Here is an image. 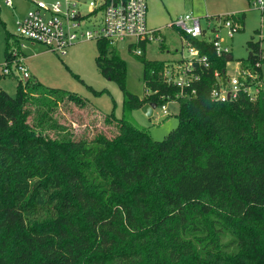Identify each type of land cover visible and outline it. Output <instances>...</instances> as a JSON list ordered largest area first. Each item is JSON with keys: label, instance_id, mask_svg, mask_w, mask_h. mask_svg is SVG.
<instances>
[{"label": "trees", "instance_id": "1", "mask_svg": "<svg viewBox=\"0 0 264 264\" xmlns=\"http://www.w3.org/2000/svg\"><path fill=\"white\" fill-rule=\"evenodd\" d=\"M234 21L242 29L244 14ZM189 38L208 65L191 60L193 77L181 87L167 81L166 61L142 52L144 97L126 90L116 45L98 40L97 67L123 89L124 115H102L115 121L111 136L52 143L56 159L47 142L26 144L22 118L36 95L66 90L15 74V95L0 85V264H264L261 41L250 40L240 60L257 74L247 80L260 88L257 99L240 92L220 100L211 92L228 83L232 51L217 54L212 42ZM13 39L8 59L23 41ZM151 101L180 103L177 127L160 140L127 116Z\"/></svg>", "mask_w": 264, "mask_h": 264}, {"label": "rangeland", "instance_id": "2", "mask_svg": "<svg viewBox=\"0 0 264 264\" xmlns=\"http://www.w3.org/2000/svg\"><path fill=\"white\" fill-rule=\"evenodd\" d=\"M34 1L36 0H13V5L8 6L5 0H0V72L7 58L6 49L15 42L13 34L17 35V23L25 19ZM44 1L50 5L58 0ZM59 1L64 5L65 0ZM78 2L77 7L81 10L87 8V0ZM261 6L260 0H147V23L150 28H156L157 37L147 39L144 46L132 49L129 44L136 42L135 37H129L116 45L127 64L126 90L139 97H144L147 93V86L143 81V63L141 56L136 53L137 49H141L149 60L166 61L170 67L176 68L180 65L178 60L190 56L189 48L183 43L174 25L177 18L186 14L200 17L207 38L214 39L219 35L221 44L232 51L233 59L227 65V72L231 76L238 74L240 60H247L248 42L261 41L260 74L264 82V7ZM237 14H244L242 29L234 30L222 25L226 19L234 20ZM84 24L85 28H94L90 23ZM229 30L232 31V36L229 35ZM13 48L12 58L24 59L33 77L47 87L66 90L50 92L47 100H37L36 95L25 104L22 121L26 130L24 139L28 146L45 141L52 147L53 158L56 159L58 154L53 148L54 142L91 139L98 132L111 136L117 131V127L112 125L115 121L108 125L103 116L113 114L122 117L125 94L117 81L105 77L98 69L96 39L79 40L67 48L66 54L29 41H25L24 47L15 44ZM18 82L14 76H4L0 85L11 95H15ZM89 86L97 92L92 91ZM67 93L79 95L86 101H75ZM166 106L167 113L162 106H157L152 116H147L141 108L132 110L127 116L146 127L154 139L160 140L178 125L180 103L169 101ZM8 191L13 200L14 188L10 186Z\"/></svg>", "mask_w": 264, "mask_h": 264}, {"label": "built area", "instance_id": "3", "mask_svg": "<svg viewBox=\"0 0 264 264\" xmlns=\"http://www.w3.org/2000/svg\"><path fill=\"white\" fill-rule=\"evenodd\" d=\"M79 0H65L64 5L61 1H56L48 5L44 0H36L33 7L29 10L24 20L17 23V35L23 40L34 44H42L49 49L59 50L66 54L67 48L74 45L79 40L84 39H106L112 44L117 45L126 41L129 37H135L136 42H131L130 46H136L141 42H146L154 36L157 37L156 28H150L147 23V0H87L88 6L81 10L78 6ZM82 1V0H81ZM86 2V0H83ZM6 5L12 6L13 0H5ZM263 8L264 2L260 0ZM85 22L90 23L94 28H85ZM183 43L189 48V57H184L183 64L178 68L168 67L165 76L168 82L178 84L183 87L189 84L192 74H189V64L191 60L197 59L208 65L207 55L202 54L193 45L191 38H205L212 42L217 54L228 52L230 49L224 47L219 40V35L214 39L207 38L206 29L201 26L200 17L193 14L180 16L175 20ZM223 26L238 30L239 23L226 19ZM232 36V31L229 30ZM143 51L137 49L136 53ZM14 53V51H13ZM1 74L12 76L19 75L23 80L29 79L32 74L24 59L6 58L1 66ZM179 74V75H177ZM215 72V76H219ZM179 76V77H178ZM257 74L249 69L239 70L237 75L228 76V83L221 84L212 89L211 95L220 100L236 97L240 92L248 94L250 100H256L260 88L257 85H250L247 80H253ZM262 82V81H260ZM164 112L167 113V106L163 105Z\"/></svg>", "mask_w": 264, "mask_h": 264}, {"label": "water", "instance_id": "4", "mask_svg": "<svg viewBox=\"0 0 264 264\" xmlns=\"http://www.w3.org/2000/svg\"><path fill=\"white\" fill-rule=\"evenodd\" d=\"M157 107L156 102H146L145 104L142 105L141 110L147 115V116H152L154 113V109Z\"/></svg>", "mask_w": 264, "mask_h": 264}, {"label": "crops", "instance_id": "5", "mask_svg": "<svg viewBox=\"0 0 264 264\" xmlns=\"http://www.w3.org/2000/svg\"><path fill=\"white\" fill-rule=\"evenodd\" d=\"M29 68V67H28ZM33 76V75H32Z\"/></svg>", "mask_w": 264, "mask_h": 264}]
</instances>
